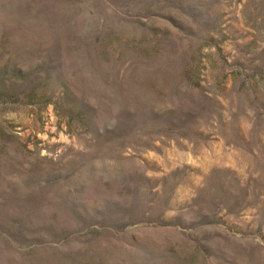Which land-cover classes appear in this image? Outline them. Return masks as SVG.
<instances>
[{"label":"rangeland","instance_id":"obj_1","mask_svg":"<svg viewBox=\"0 0 264 264\" xmlns=\"http://www.w3.org/2000/svg\"><path fill=\"white\" fill-rule=\"evenodd\" d=\"M0 264H264V0H0Z\"/></svg>","mask_w":264,"mask_h":264}]
</instances>
